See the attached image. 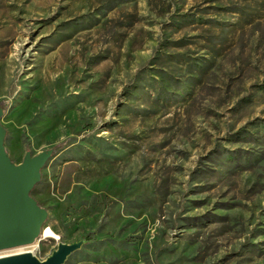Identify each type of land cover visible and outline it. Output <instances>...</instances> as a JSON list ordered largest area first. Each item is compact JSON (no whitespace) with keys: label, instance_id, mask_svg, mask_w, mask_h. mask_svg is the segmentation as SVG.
Returning a JSON list of instances; mask_svg holds the SVG:
<instances>
[{"label":"rangeland","instance_id":"374dc122","mask_svg":"<svg viewBox=\"0 0 264 264\" xmlns=\"http://www.w3.org/2000/svg\"><path fill=\"white\" fill-rule=\"evenodd\" d=\"M0 110L12 164L50 152L0 256L264 264V0H0Z\"/></svg>","mask_w":264,"mask_h":264},{"label":"water","instance_id":"95a60500","mask_svg":"<svg viewBox=\"0 0 264 264\" xmlns=\"http://www.w3.org/2000/svg\"><path fill=\"white\" fill-rule=\"evenodd\" d=\"M2 139L0 127V251H5L31 245L40 233L46 213L29 193L38 183L40 170L49 161L50 152L36 156L26 153L22 163L14 165L5 154ZM84 243L85 240L59 242L44 261L32 252H20L0 256V264H64Z\"/></svg>","mask_w":264,"mask_h":264},{"label":"bare ground","instance_id":"6f19581e","mask_svg":"<svg viewBox=\"0 0 264 264\" xmlns=\"http://www.w3.org/2000/svg\"><path fill=\"white\" fill-rule=\"evenodd\" d=\"M41 236L43 238H53V239H58L59 236L53 232V230L49 227L43 228L41 231Z\"/></svg>","mask_w":264,"mask_h":264}]
</instances>
